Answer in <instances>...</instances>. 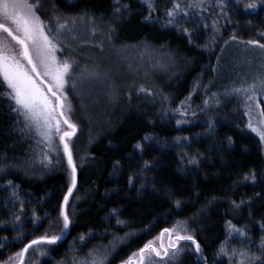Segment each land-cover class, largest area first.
<instances>
[{
    "label": "trees",
    "instance_id": "trees-1",
    "mask_svg": "<svg viewBox=\"0 0 264 264\" xmlns=\"http://www.w3.org/2000/svg\"><path fill=\"white\" fill-rule=\"evenodd\" d=\"M151 2L156 10L146 20L149 9L141 0H121V5H129L130 10L122 9L120 13L115 11V0H57L65 13H90L101 22L112 23L119 44L144 43L161 49L177 71L168 84L158 83L165 104L139 106L132 101L131 110L119 123L91 144L90 161L78 173L76 188L82 199L71 233L53 252L54 260L68 254L82 236L91 244L114 235L140 233L116 253L115 259H125L178 222L189 224L207 264L236 263L220 255V246L229 237L228 221L246 231L248 248L255 247L258 254L264 233L260 227L264 222L262 146L258 137L246 130L248 118L242 98L215 96L206 87L215 77L217 60L230 34L235 33L237 43H264V9L245 12L242 5L237 10L232 6L234 0H226L227 16L219 15L220 8L205 10L204 15L210 20L219 21L221 33L213 49H209L194 41L189 43L182 31L164 27L165 13L173 0ZM177 2L184 6L189 0ZM208 3L215 4L216 0ZM202 76H206L203 90L194 93ZM9 103L0 98V167L5 168L0 172V260L22 249L56 218L69 184L63 172L50 169L32 177L23 171L21 165H44L45 156L53 151L34 148L35 138L19 127L17 114L10 110ZM185 105L191 107L193 121L178 126V118L172 117L171 112ZM209 120L213 121L211 132ZM145 136L152 140L145 141ZM177 137H188V141H181V145L188 146L178 145ZM137 143L144 145L143 152L136 149ZM191 155L199 156V167L181 163ZM145 161L151 164L150 168H144ZM253 170L257 183L245 182L244 175ZM140 174L147 180L144 190L129 186L130 177L134 180ZM241 200L245 204L234 209L232 201L239 204ZM16 215L20 216L19 221ZM17 236L23 239L18 240ZM202 257L187 253L178 264H204Z\"/></svg>",
    "mask_w": 264,
    "mask_h": 264
},
{
    "label": "rangeland",
    "instance_id": "rangeland-1",
    "mask_svg": "<svg viewBox=\"0 0 264 264\" xmlns=\"http://www.w3.org/2000/svg\"><path fill=\"white\" fill-rule=\"evenodd\" d=\"M40 3L42 8L38 11V14L45 24L53 29L50 35H55L56 21L53 18L54 15H59L61 22L67 20L70 23L71 19H77V24L71 34L76 39L72 40L67 33L61 36L59 39L62 41L61 46L63 47V51L58 52L57 56L60 59L70 58L75 62L72 78L69 79L68 86L66 87V93L72 106V112L69 113V117L77 125L76 135L72 137L70 145L77 164V172L79 173L80 169L90 161L89 148L91 144L97 141L101 134L109 132L111 127L119 123L120 119L131 110L130 103L132 101L137 102L139 106L154 105L155 107L166 103L161 94L162 92L159 91L158 83L164 82L168 84L177 70H175V67L161 49L144 43L139 45L119 44L116 41L114 27L110 22H101L94 18V23H89L87 20L82 23L79 17H91L90 13H82L80 15L65 13L58 6L57 0H40ZM260 10L251 12L258 13ZM189 11V17H178L180 25L192 31L195 43L201 44V46L210 44L213 35L211 28L212 20L204 15L205 11H200L198 15L196 13L192 14V10ZM201 17H204V20H201ZM205 23L208 25L207 28L203 27ZM169 27L177 30V28ZM93 30H95V35H93ZM215 44H210V48L213 49L212 47ZM261 51V49L247 45L246 43H229L217 60L214 71L215 77L207 84L206 88L211 93H214L215 96H224L234 86L239 87L242 80L246 79L251 83L257 73L264 71V56H261ZM92 73L95 75H90ZM205 80L206 76H202L197 80L194 93L203 90ZM73 82L77 84L76 89L71 87ZM141 87L145 88L146 91L141 92ZM148 92L152 94L148 95ZM258 101H264V96L258 97ZM261 108H264V103L261 104ZM180 110L186 111V115L181 116L179 111H172V117H177L178 120L187 121V123L193 121L192 116L189 114L191 111L189 105H185ZM163 112L164 110L161 113ZM18 124L19 127L23 128L22 118H20V123ZM246 130L256 135L247 129V127ZM28 131L35 138L33 143L34 148L47 150V145L40 137L34 131ZM261 146L264 155V145L261 144ZM53 148L56 150L47 156L51 160V163L47 160L42 165L43 167L41 165H21L23 171L29 176L39 177L43 171L51 169V171L65 173L69 180L67 160L63 153V147L60 145L57 137L53 139ZM146 181V177L143 174L137 175L133 180L132 186L137 187L139 190H144L146 188ZM81 199L82 195L76 188L69 199L67 207V212L72 221L71 225L73 224ZM186 224L188 231L192 233L189 224L187 222ZM162 232L154 236L146 244L150 241H155L156 245L159 246L161 241L157 238L160 237ZM45 233L49 236L61 235L63 233L61 237L66 234V231L63 230L60 212L56 218L49 221L45 230L35 239ZM138 234L140 233L114 235L106 241L98 240L93 241L91 244L85 240H80L79 243L73 244L70 252L59 261L54 260L53 252L60 242L56 245H41L40 247L45 251V254L41 255L40 252L29 249L24 258V264H73L74 260L79 264L81 261L90 259L89 253L100 256L105 252H107L105 264H125L130 258H135L134 254L138 253L144 246L132 252L125 259H115L116 253ZM117 238L123 242L117 243L113 249L112 243ZM163 243L165 245L168 243L167 234L163 237ZM181 243L182 245L187 244L189 247L185 249L180 257L174 261H168L167 264H178L185 254L195 253L194 246H191L190 242ZM224 245L228 252V255H224L227 259H229L232 249L245 251L249 249L246 239L239 236L238 233H233L229 236ZM22 249L1 259L0 264H10L9 258L15 257ZM255 249V247L251 248L252 253L256 255ZM257 255H259V252ZM151 259L155 261V264H164V262L159 261L156 257H152ZM238 260L239 257H235L231 261L237 262ZM11 264H19V261L14 260Z\"/></svg>",
    "mask_w": 264,
    "mask_h": 264
},
{
    "label": "snow or ice",
    "instance_id": "snow-or-ice-1",
    "mask_svg": "<svg viewBox=\"0 0 264 264\" xmlns=\"http://www.w3.org/2000/svg\"><path fill=\"white\" fill-rule=\"evenodd\" d=\"M147 3L149 9V16L146 20L151 19V12L155 11V5L151 0H142ZM115 11L120 13L123 10H130L129 5H121V0H115ZM257 11L258 9H264V0H234L232 4L237 10ZM229 7L226 0H216L215 4L208 3V0H189V2L182 6L177 0H173L172 7L165 13L167 21L164 27H174L178 31H182L188 38L189 43H192L195 37L192 35V31L186 27L180 25L179 18H186L190 16L192 10L197 15L200 11L208 10V8H220L221 14L227 16L224 11ZM42 8L40 0H0V98L7 99L9 108L12 112L17 114V123H20V118L23 120V129L31 130L36 133L37 136L47 145L48 151H55L53 148V139L57 137L60 145L63 147V153L67 160V169L69 173V184L67 192L63 196V203L60 206V217L63 222V230L69 229L72 221L67 212L69 199L72 197L74 190L77 187V164L73 157L72 147L70 141L73 136L76 135L77 125L72 122L69 117V113L72 112V106L66 93V87L68 86L69 79L72 78L74 61L70 58L60 59L57 56L58 52L63 51L62 41L59 39L65 33H67L72 40L76 37L71 35L77 19H71L69 23L67 20L61 22L59 15H54L56 21L55 35H50L53 29L47 26L38 11ZM80 22L87 20L89 23H94L92 17H79ZM204 20V17H201ZM219 21H212V40L210 44H215L218 39L221 38L220 29L218 27ZM204 28L208 25L205 23ZM95 35V30H93ZM264 35V33H261ZM237 36L235 33L230 34V40L225 41L227 47L230 42H236ZM240 43H246L247 45L261 49V56H264V43H260L258 40H248L246 42L239 41ZM210 44H206L205 48L210 49ZM87 71V70H85ZM90 75H95L94 73ZM73 89L77 88L75 82L72 83ZM141 92H145L146 89L141 87ZM151 95V92L147 93ZM226 95H235L242 98L243 106L245 109V116H247L246 127L252 133H255L259 137V141L264 145V108H261V104L264 101H258V97L264 96V71L257 73L252 82L249 83L246 79L242 80L239 87L234 86ZM205 107L208 106V101H205ZM181 116L186 115V111H181ZM195 115V113H193ZM177 125L187 123V121L177 120ZM66 126V127H64ZM209 132L213 129V121H208ZM145 141H151L152 137L145 136ZM188 141V137H177L176 143L181 145V141ZM231 137L228 138L229 145L232 144ZM39 143V141H38ZM187 147L188 145H181ZM136 149L143 152L144 145L137 143ZM45 159L51 163V160L45 156ZM187 163L199 167L200 158L198 155L187 156L186 161L181 160V163ZM151 164L147 161L144 163V168H150ZM5 168L0 167V172H4ZM243 180L245 182L257 183V174L253 170L244 175ZM11 185V181L8 182ZM133 184V178L129 179V186ZM15 194V193H14ZM260 193H256V196H260ZM249 206L251 201L247 202ZM244 200H241L239 204L232 201L234 209H239ZM176 206L180 207V202L176 201ZM23 209H21L22 211ZM251 216V212H249ZM16 221L20 220V216H15ZM122 223V221H117ZM261 229H264V222L260 223ZM229 236L233 233H238L241 237H246L245 230L233 225L231 221H228ZM63 233H61L62 235ZM167 234L168 243H163V237ZM61 235H51L47 233L40 236L37 239L31 240L25 244L23 249L16 254L15 257H10L9 262L19 261V264H24L23 258L29 249L40 252L41 255L45 254V251L40 247L41 245H56L61 239ZM18 240L23 239L22 236H17ZM82 241L84 237L80 238ZM161 241L159 246L155 241H150L134 254L135 258H130L125 264H155L151 258L156 257L159 261L167 264L168 261H174L185 251L189 245H182L181 242H190L191 246H194L196 254L201 255L202 249L200 243L196 237L188 231L186 222H178L172 228H165L157 238ZM123 242L117 238L112 243V248L116 247L117 243ZM0 247H3L0 244ZM97 251V250H94ZM259 255H254L251 248L248 250L232 249L229 260L231 261L235 257H239L236 264H264V233H262V239L259 248L257 249ZM220 255H228L225 245L220 246ZM90 259L79 262V264H105L107 252L100 256L89 253ZM203 258V257H202ZM204 264H207L206 258ZM73 264H77L74 260Z\"/></svg>",
    "mask_w": 264,
    "mask_h": 264
},
{
    "label": "water",
    "instance_id": "water-1",
    "mask_svg": "<svg viewBox=\"0 0 264 264\" xmlns=\"http://www.w3.org/2000/svg\"><path fill=\"white\" fill-rule=\"evenodd\" d=\"M77 181H78V172H77ZM70 233H71V225H70L69 229L66 230V234L63 237H61V239L58 242H62L63 240H65L69 236ZM24 258H25V256H24ZM24 258H23V261H24Z\"/></svg>",
    "mask_w": 264,
    "mask_h": 264
}]
</instances>
